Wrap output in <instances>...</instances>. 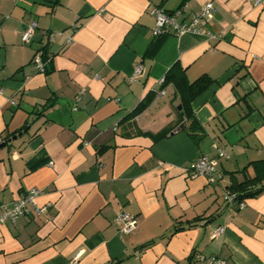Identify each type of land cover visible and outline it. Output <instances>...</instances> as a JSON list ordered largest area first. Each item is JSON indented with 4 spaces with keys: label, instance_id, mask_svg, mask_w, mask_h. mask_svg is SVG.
<instances>
[{
    "label": "crops",
    "instance_id": "obj_1",
    "mask_svg": "<svg viewBox=\"0 0 264 264\" xmlns=\"http://www.w3.org/2000/svg\"><path fill=\"white\" fill-rule=\"evenodd\" d=\"M209 1L217 14L206 30L220 39L153 36L151 8L180 10L187 21ZM257 1L58 0L53 8L49 0H0V207L41 191L29 215L0 224V264H191L200 255L264 264V193L241 210L223 199L232 173L243 181L241 171L254 175L250 164L264 160ZM39 50L45 73L32 63ZM176 63L190 82H215L193 101L195 122L181 117L174 86L161 84ZM147 96L126 136L123 120ZM167 129L160 140L151 135ZM219 151L229 158L218 159L212 181L188 171ZM46 205L47 215L36 211ZM123 211L138 220L130 235L114 223ZM218 227L224 232L212 239Z\"/></svg>",
    "mask_w": 264,
    "mask_h": 264
},
{
    "label": "built area",
    "instance_id": "obj_2",
    "mask_svg": "<svg viewBox=\"0 0 264 264\" xmlns=\"http://www.w3.org/2000/svg\"><path fill=\"white\" fill-rule=\"evenodd\" d=\"M262 0L257 1V5H261ZM150 14L155 18L156 25L152 31L154 37L171 35L175 37H181L185 34H202L211 40H217L221 38V35H216L212 32L206 30V25L216 16L217 8L212 1L207 2L202 6L198 13L190 16L187 21H179L182 15L181 11L174 13H167L164 10L153 7L151 8ZM37 24L32 22L27 25L25 30L22 32L21 40L23 45H28L31 43L33 38V33ZM78 29V26L73 27L74 32ZM59 33L50 35L52 40L57 37ZM73 40V36L67 38V44H70ZM33 66L39 73H45L47 62L45 60L44 51L39 50L36 52L33 58ZM141 72V67L138 66L135 70V74ZM164 83L162 80L161 84ZM164 94V92L162 93ZM2 139H0V144H2ZM229 156L224 151H219L217 158H212L207 155H202L198 157L189 165L188 171L195 177H205L210 181L213 180L214 176L218 174L217 165L218 159H228ZM41 191L39 189L33 188L23 194H21L17 199L8 205H2L0 213V224L16 223V221L24 216L30 214V208L36 206V200L40 196ZM223 199L227 207L230 209L241 210L245 208V201H237L234 194L225 191L223 194ZM50 205L43 207H37L36 211L39 214L47 215ZM114 223L120 227V232L125 235H130L134 233L138 228L137 217L126 212L118 213L114 218ZM224 232V227H218L212 234V239H216L221 236ZM191 264H227V261L219 256L205 257L197 256L193 259Z\"/></svg>",
    "mask_w": 264,
    "mask_h": 264
},
{
    "label": "trees",
    "instance_id": "obj_3",
    "mask_svg": "<svg viewBox=\"0 0 264 264\" xmlns=\"http://www.w3.org/2000/svg\"><path fill=\"white\" fill-rule=\"evenodd\" d=\"M52 3L53 8L58 4V0H49ZM183 6H181L182 8ZM180 11V10H179ZM155 47V46H154ZM154 47H152L154 49ZM151 49V50H153ZM152 52V51H151ZM46 60V59H45ZM47 62V60H46ZM48 69V68H47ZM47 72V70H46ZM214 82L210 77L203 75L193 82H190L187 78L186 70L178 63L173 65L171 69L167 72L164 83L162 87L167 85H172L175 88L176 94L181 99L182 109L180 115L183 119L187 121H193V110L192 103L199 97L203 92H205ZM152 102V98L147 96L136 108L129 114L124 120L126 136L132 133V127L134 125L131 122L135 117L139 116ZM52 104H46L44 109L47 110ZM130 130V131H128ZM137 134L140 131H136ZM170 133V130H164L156 135L151 134L155 140H160L166 137ZM4 142H7V138H4ZM46 160H43L39 164H36L33 168L38 165L44 164ZM249 167L253 168L254 175L248 173V167L244 168L241 173L244 176L243 181H238L235 178V174L232 173L231 183L227 186L225 191L230 192L235 195L237 201H245L246 199L255 198L262 193H264V160L254 162L250 164ZM180 230V228H178Z\"/></svg>",
    "mask_w": 264,
    "mask_h": 264
},
{
    "label": "water",
    "instance_id": "obj_4",
    "mask_svg": "<svg viewBox=\"0 0 264 264\" xmlns=\"http://www.w3.org/2000/svg\"><path fill=\"white\" fill-rule=\"evenodd\" d=\"M178 109H181V107H179ZM184 126L182 125L181 128H183ZM19 136H22V134H19ZM17 137H14L13 139L15 140ZM11 140H9L10 142ZM5 146V143L0 145V149L3 148Z\"/></svg>",
    "mask_w": 264,
    "mask_h": 264
}]
</instances>
